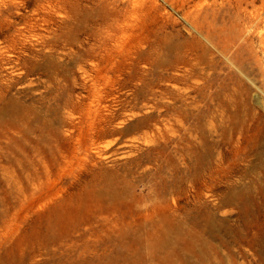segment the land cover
Masks as SVG:
<instances>
[{
    "label": "rangeland",
    "instance_id": "374dc122",
    "mask_svg": "<svg viewBox=\"0 0 264 264\" xmlns=\"http://www.w3.org/2000/svg\"><path fill=\"white\" fill-rule=\"evenodd\" d=\"M0 264H264V0H0Z\"/></svg>",
    "mask_w": 264,
    "mask_h": 264
},
{
    "label": "bare ground",
    "instance_id": "6f19581e",
    "mask_svg": "<svg viewBox=\"0 0 264 264\" xmlns=\"http://www.w3.org/2000/svg\"><path fill=\"white\" fill-rule=\"evenodd\" d=\"M162 217H163V215H162ZM105 218V217H104ZM109 218V217H108ZM87 219V218H86ZM184 231V230H183ZM167 238V237H166ZM122 243V242H121ZM120 243V244H121ZM126 244V243H125ZM152 245H154V247H156V248H160L161 246H162V244L160 243V241H158V240H154L153 242H152ZM167 246V245H166ZM125 247H126V245H125ZM118 251V250H117ZM153 251V250H152ZM123 253V252H122ZM136 255H134V257H135ZM107 257V256H106ZM173 257V256H172ZM176 257H177V255H176ZM109 258V257H108ZM177 259V258H176ZM168 260V259H167Z\"/></svg>",
    "mask_w": 264,
    "mask_h": 264
}]
</instances>
